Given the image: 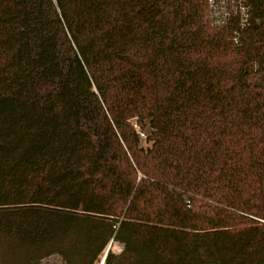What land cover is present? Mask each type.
<instances>
[{"label": "trees", "instance_id": "trees-1", "mask_svg": "<svg viewBox=\"0 0 264 264\" xmlns=\"http://www.w3.org/2000/svg\"><path fill=\"white\" fill-rule=\"evenodd\" d=\"M241 2L0 0V264H264V0Z\"/></svg>", "mask_w": 264, "mask_h": 264}, {"label": "built area", "instance_id": "built-area-1", "mask_svg": "<svg viewBox=\"0 0 264 264\" xmlns=\"http://www.w3.org/2000/svg\"><path fill=\"white\" fill-rule=\"evenodd\" d=\"M208 5L217 21L230 14V10L238 12L244 20L247 18V10L241 0H208Z\"/></svg>", "mask_w": 264, "mask_h": 264}, {"label": "rangeland", "instance_id": "rangeland-1", "mask_svg": "<svg viewBox=\"0 0 264 264\" xmlns=\"http://www.w3.org/2000/svg\"><path fill=\"white\" fill-rule=\"evenodd\" d=\"M143 147H146V144L142 142ZM121 247L120 246H116V251L119 250ZM40 264H62L61 259L57 256H51L48 257L46 259H44L43 261H41Z\"/></svg>", "mask_w": 264, "mask_h": 264}, {"label": "water", "instance_id": "water-1", "mask_svg": "<svg viewBox=\"0 0 264 264\" xmlns=\"http://www.w3.org/2000/svg\"><path fill=\"white\" fill-rule=\"evenodd\" d=\"M108 249H109V246L107 247V249H106V251H105L103 257L101 258V260H100V262H99V264H103V263H104V259H105V256H106V253H107Z\"/></svg>", "mask_w": 264, "mask_h": 264}]
</instances>
